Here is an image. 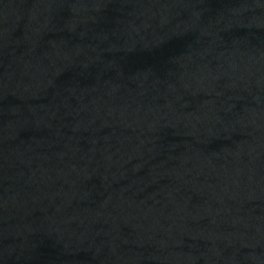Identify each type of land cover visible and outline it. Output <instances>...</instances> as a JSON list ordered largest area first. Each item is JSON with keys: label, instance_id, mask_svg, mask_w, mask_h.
<instances>
[{"label": "water", "instance_id": "water-1", "mask_svg": "<svg viewBox=\"0 0 264 264\" xmlns=\"http://www.w3.org/2000/svg\"><path fill=\"white\" fill-rule=\"evenodd\" d=\"M0 264H264V0H0Z\"/></svg>", "mask_w": 264, "mask_h": 264}]
</instances>
